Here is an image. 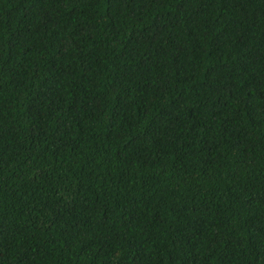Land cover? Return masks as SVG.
Returning <instances> with one entry per match:
<instances>
[{"label": "trees", "instance_id": "obj_1", "mask_svg": "<svg viewBox=\"0 0 264 264\" xmlns=\"http://www.w3.org/2000/svg\"><path fill=\"white\" fill-rule=\"evenodd\" d=\"M0 264H264V0H0Z\"/></svg>", "mask_w": 264, "mask_h": 264}]
</instances>
